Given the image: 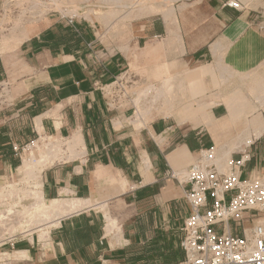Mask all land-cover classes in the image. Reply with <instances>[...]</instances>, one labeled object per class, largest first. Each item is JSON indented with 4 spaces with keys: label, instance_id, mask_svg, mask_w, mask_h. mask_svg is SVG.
Listing matches in <instances>:
<instances>
[{
    "label": "crops",
    "instance_id": "crops-1",
    "mask_svg": "<svg viewBox=\"0 0 264 264\" xmlns=\"http://www.w3.org/2000/svg\"><path fill=\"white\" fill-rule=\"evenodd\" d=\"M184 5L190 8L181 5L177 12L173 9V20L164 16L133 24L137 27L135 43L144 47L139 55L159 53V47L151 42L162 39L159 46L165 50L179 47L180 56L189 64L209 66L221 61L228 66L224 69L235 75L249 77L253 71L264 74V33L257 26L264 14L235 10L227 6V0H198ZM45 20L48 25L15 51L0 52V86L6 84L14 99L0 112V167L4 173L15 170L20 160L14 156L12 144H24L38 131L81 137L84 160L79 165L45 171L44 198L51 201L66 192L67 198L89 199L95 194L107 202L106 209L109 201L119 202L107 212L120 225L122 235L119 241L107 237L106 214L99 205L62 219L50 233L49 247L42 249L43 255L37 260L35 242H18L17 251H26L35 264L182 261L180 229L188 216L187 187L171 173L183 179L190 163L197 161L198 151L214 142L211 132L205 125L185 128L175 122L170 117L178 114L177 107L149 124L142 119L144 127L138 129L129 103L113 108L104 94L123 70L130 71L129 57L117 44L106 46L89 22ZM201 70L187 72L180 82L175 77L167 78L158 88L170 85L168 82L175 87L184 82L187 89L176 92L168 101L185 103L187 110L183 113L216 119L220 106L213 115L215 103L207 102ZM231 96L225 101L227 114L223 117L229 114L227 102ZM196 101L205 105L201 112ZM247 101L254 113L250 118L260 115L264 121V111L260 113ZM251 144L253 159L243 176L259 175L264 181V131ZM116 215L124 219L123 224ZM176 237H180L178 242Z\"/></svg>",
    "mask_w": 264,
    "mask_h": 264
},
{
    "label": "rangeland",
    "instance_id": "rangeland-1",
    "mask_svg": "<svg viewBox=\"0 0 264 264\" xmlns=\"http://www.w3.org/2000/svg\"><path fill=\"white\" fill-rule=\"evenodd\" d=\"M41 1L42 0H14V2H12V0H2L0 2V52L15 51L18 45H20L18 39L16 38L19 37L22 29L25 26H28L32 21L38 22L48 19L49 23H53L57 20L64 22L69 18H73L76 21L81 20L89 22L92 26L96 27L98 36L106 46H109L111 43L117 44L119 50L129 57L131 67L130 71L126 73L127 69L123 70V72L119 75V84L105 88L104 94L109 102H111L114 98H118L121 100V103H125L126 101L129 103L128 107L132 108L131 110L136 112L135 116L138 120V129H142L144 127L141 122L142 119L145 123L149 124L162 117L158 116L157 110H151L148 114L145 110L139 109L138 111L136 107L137 101L135 100L144 97L143 92L149 87H159L167 78L170 77H175V80L178 79L180 81L184 78V75L187 72L195 71V69L199 67L202 68L200 77L207 88V102L215 103V106L211 109L212 114L215 112V108L220 106L217 111V117L215 116L216 119H220L226 115L227 109L225 101L228 100L237 90H243V92L248 96L251 105L257 107L260 113L264 111V106H261V103H264V90L261 92L255 91V93L250 91L251 88L255 90L261 83H264V74L261 75L258 72L255 73V71H253L249 77L235 75L231 71L225 70L224 68L228 66H225L221 61L217 62L216 65L209 66L195 63L189 64L183 57L180 56L181 50L179 47L165 50V47L161 45L159 46V44L163 43L161 41L162 39L151 42L152 45H157V47H159V53H153L148 56L138 54L139 50L144 47L135 43L134 30L137 27L133 24L140 23L145 20L163 18L164 16L161 11L175 9L177 12L178 6L181 5H183V8L185 7L184 9H189L190 7L184 4L192 3L198 0H147L146 2L149 6L160 7L162 9L155 8L152 10L151 8H147L144 12L140 11L138 8L135 10L127 9L128 4L123 3L124 0H120L121 4H117L118 0H49L47 5ZM238 1L241 3V0ZM33 2L46 5L45 8H39L41 11L46 9L44 16L40 17L39 13L35 15V11L32 9ZM241 4L243 11H249L255 15L264 14V0H253L246 5L245 3L243 4V2ZM113 11H117V13L112 16L107 15ZM257 26L264 33V18L257 22ZM219 83L220 86H217ZM129 100L131 102H129ZM13 102L14 99L8 92V86L6 84L0 86V112ZM142 104L144 108L148 106L145 101H143ZM144 112L147 115H145ZM170 118L183 125V127L189 128L190 122L187 121L184 116L174 113V116ZM201 128H203L205 130L204 133H206L205 127ZM253 131V129H250L251 134ZM38 132L41 135L40 140L38 139V135L35 134V136L22 145V147H25L29 143H34L27 148L25 152L21 153L22 161L21 158L18 157L20 165L23 164L24 160L31 159L30 152L32 147L35 149L34 145L41 146L43 141L44 143L49 144L52 138H54L52 139V142H59L62 145V151L60 152L58 159L53 163L48 162L38 183L43 185V175L45 171L57 166L70 167L79 165L80 162L84 160L83 157L86 153L84 147L78 150L80 154L78 158L72 160L69 159L71 154L68 151L67 143L73 138L61 135L54 136L52 134H46L44 131ZM210 146H215V143L213 142ZM243 147L244 145L232 155L235 160L238 156L236 154L243 153L244 151L249 152V147ZM36 158L37 160L39 159L37 154ZM192 163H194V161L190 164ZM228 172L229 171L227 170L224 173ZM257 177L260 176L258 175ZM260 178L262 179L263 176ZM262 182L264 183L263 179ZM34 184L35 181H33V179L24 178L23 174L17 169L8 173L2 172L1 169L0 196L8 194L13 187L19 190L28 191L34 186ZM39 188L41 189V186H39ZM68 198H75V196L71 195ZM22 203L24 206H31L33 204V200L25 199ZM118 203L119 202L115 203V201H109L107 209L110 211L114 210L115 205ZM125 209L126 208L123 205V210L125 211ZM97 212L103 213L101 210H97ZM116 216L120 219L121 224H123L124 219L120 215ZM54 228L55 227L51 228L50 232ZM11 237L12 238L7 236V238H5L6 241L0 242V264H35L34 262L37 260L36 258L39 256L42 257L43 255L42 249H47L50 245V239L47 244L48 246H44V244L40 242L38 231L34 232L32 236L17 234L16 236L14 235ZM31 237L33 238V242H35V253H37V256L34 257L36 260L29 255H25L23 258L19 257V255H16V257L15 252L18 250L17 243L28 240L30 241ZM179 238L180 237H176V242H178ZM14 258L18 260H15Z\"/></svg>",
    "mask_w": 264,
    "mask_h": 264
},
{
    "label": "bare ground",
    "instance_id": "bare-ground-1",
    "mask_svg": "<svg viewBox=\"0 0 264 264\" xmlns=\"http://www.w3.org/2000/svg\"><path fill=\"white\" fill-rule=\"evenodd\" d=\"M146 1L147 0H124V2H122L128 4L127 9L135 10L138 8L142 12H144L147 8H151L152 10H154L155 8L162 9L160 7H151ZM252 1L253 0H241V3L243 2V4L245 3L246 5L247 3H250ZM117 2V4H121L120 0H118ZM46 5L39 4L38 2H33L32 9H34L35 15L39 13L40 17L44 16L46 9H43L41 11L39 10V8H45ZM115 13H117V11L110 12L107 15L112 16L115 15ZM161 13L163 16H165L166 19H174L175 11H173V9L161 11ZM46 25H48L47 20L38 22L32 21L28 26H25L22 29L19 37H17L16 39H18L19 43L22 44L25 41L29 40L32 36L39 33ZM182 81L184 80L182 79ZM167 84L170 85H167L163 88L151 86L146 89V91L143 92L144 97H142L141 99L138 98L139 100H135L137 101L136 107L138 111L139 109L145 110L148 114V112H151V110H157L158 116H164V113L166 114L168 109L177 107L176 109L178 110V114L180 116H184L185 119L190 122L189 128H196L200 125H205L211 132L214 139L215 151L217 154V163L222 172H225L227 170L229 171L231 158L235 151L241 149L243 145L244 147L250 146L254 140L262 136L264 131V121L260 115L255 118H250V116H253L254 113H252V111L250 112L252 108L249 105L247 101L248 97L246 98L247 95L243 92V90H237L236 92H234V94L231 96L230 101L227 102L229 108V114L227 117L211 120L202 118L201 116H199V113H183V111L187 110V106L185 103L182 104L178 102V104H173L170 101L171 99L173 100L174 94L176 92L182 93L187 89L184 85V82L180 83L177 87L172 86V82H168ZM263 90L264 83H262L261 88L258 87L255 90L251 88L250 91H252V93H255V91L261 92ZM160 99L166 101H163L159 104L158 100ZM143 101L148 104V106L145 108L142 104ZM195 103L197 104L199 111L201 110L200 108H202L203 106L205 107L202 102L196 101ZM159 105L161 107V111L158 110ZM146 113L145 115H147ZM39 121L41 122V120H38L37 123L38 127L40 128L41 126ZM250 129L254 130L252 134L250 132ZM52 139L50 140L51 142L49 144L44 143L43 141L41 146L36 145L34 146L35 149H33L32 147L30 152L31 159L24 160L23 164L17 169L23 174L24 178H29L31 180L33 179V181H35L34 186L28 191H23L21 189L19 190L13 187V189L9 191L8 194L0 196V242L6 241L5 238H7V236H10V238H12L11 236H16L17 234L32 236L34 232L38 231L40 242H42L45 246L48 244L50 239V229L53 227H57L62 219L79 214L99 205L103 208L106 214L105 219L107 237L111 238L112 240L118 239L119 241L122 235L121 227L117 223V221L109 215V212H107V202H103L100 195L93 194V196L89 199H79L67 198L65 197L67 196V193L64 192L63 194H61V198L58 199L48 201L44 198L42 192V184L38 183V181H40L42 177L41 174L48 162H55L58 159L60 152L62 151L61 143H54L52 142ZM67 144L68 151L71 154V156H69V159L72 160L78 158L80 156L78 150L84 147L82 138L75 136ZM36 154L39 157L38 160L36 158ZM39 186H41V189L39 188ZM25 199L33 200V204L31 206H24L22 202ZM31 242H33L32 237L30 238V243ZM16 255H19V257L23 258V256L25 257V255H28V253L26 251H17L15 252V256Z\"/></svg>",
    "mask_w": 264,
    "mask_h": 264
},
{
    "label": "built area",
    "instance_id": "built-area-1",
    "mask_svg": "<svg viewBox=\"0 0 264 264\" xmlns=\"http://www.w3.org/2000/svg\"><path fill=\"white\" fill-rule=\"evenodd\" d=\"M227 6L243 11L238 0H227ZM68 20L73 24V18ZM119 82L116 77L107 87ZM117 99L110 102L116 109L124 105ZM32 144H12L14 156L22 161L21 153ZM252 159L247 151L236 160L232 156L229 172L224 173L215 146L202 147L182 180L171 173L187 187L188 216L180 229L184 259L178 264H264V183L260 177L243 176Z\"/></svg>",
    "mask_w": 264,
    "mask_h": 264
},
{
    "label": "trees",
    "instance_id": "trees-1",
    "mask_svg": "<svg viewBox=\"0 0 264 264\" xmlns=\"http://www.w3.org/2000/svg\"><path fill=\"white\" fill-rule=\"evenodd\" d=\"M18 167V166H17ZM179 262H177V263H174V264H178Z\"/></svg>",
    "mask_w": 264,
    "mask_h": 264
}]
</instances>
